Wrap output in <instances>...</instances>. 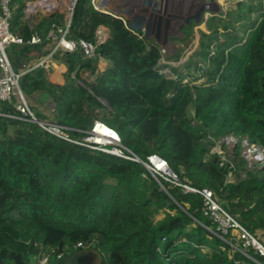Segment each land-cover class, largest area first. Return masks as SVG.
<instances>
[{"label":"trees","instance_id":"16d2710c","mask_svg":"<svg viewBox=\"0 0 264 264\" xmlns=\"http://www.w3.org/2000/svg\"><path fill=\"white\" fill-rule=\"evenodd\" d=\"M25 2H12L20 7L11 31L23 39L8 49L16 64L41 50L28 43ZM236 6L207 20L209 32L185 72L171 78L162 72L158 44L91 0H77L70 37L97 44L96 56L60 51L54 60L69 65L63 85L37 67L22 75L20 87L36 117L68 127L73 140L85 142L100 121L117 132L125 155L148 161L158 154L183 184L213 190L264 243V165L242 155L244 139L264 149V0ZM49 21L42 20V35ZM101 26L110 35L100 43ZM101 59L109 61L104 70ZM56 70L65 74L67 64ZM48 103L50 118L41 110ZM0 113V264H40L79 249H94L105 264L252 262L242 242L219 236L200 194L158 181L141 162L9 117L18 115L13 103L0 102ZM228 136L237 138L230 157L213 150L226 148L221 141ZM245 250L264 264L253 248Z\"/></svg>","mask_w":264,"mask_h":264},{"label":"built area","instance_id":"2783aa9c","mask_svg":"<svg viewBox=\"0 0 264 264\" xmlns=\"http://www.w3.org/2000/svg\"><path fill=\"white\" fill-rule=\"evenodd\" d=\"M91 1L97 10L109 11L107 6H103L102 0ZM12 2L13 0H0V102L13 103L18 111V115L7 116L36 122L47 131L65 140L141 162L158 181L161 179L174 185L182 186L185 191L200 194L203 198L202 210L217 225L219 236L225 239V236L231 234L232 240H235L237 238L234 237V231H236L238 235L237 241L242 242L244 248L240 249V251L253 263L262 264L257 258L249 254L245 248H253L255 254L264 257V243L221 206L213 190L209 188L199 189L183 184L178 174L170 167L168 161L158 154H153L148 157V161H144L134 153H131L132 156L125 155L123 151L125 147L121 144L119 135L114 141L98 142L96 138L97 134L90 132V137L85 142H81L70 138L67 131L68 127L51 121H38L39 119L31 108L29 100L21 90L20 78L22 75L37 67H44L48 71V78V75L51 72H56L58 65L63 62L54 60L58 52L81 53V49H83L86 57L93 58L97 54V44L70 37L71 18L77 0H26L21 12L23 22L33 32L28 43L40 45L41 50L37 51V54H39L37 57L28 62H23L22 66L16 70L8 49L12 44H22L23 39L11 31V20L13 17ZM44 18H48L50 21L47 32L45 35H42L39 30ZM98 32L97 30L99 42H104L105 40L101 38ZM99 124H102V122L95 121L92 130L94 131ZM233 138L237 142V138L234 136ZM244 141H242L243 148L245 147L247 151H253L252 159L254 160L245 158L249 162L256 159L261 163L264 156H260L259 152L261 150L264 152V149L261 146L249 143L247 139L245 143ZM163 189H165L164 186ZM48 262L49 256H46L42 258L40 264H48ZM252 262L243 261L241 264H253Z\"/></svg>","mask_w":264,"mask_h":264},{"label":"rangeland","instance_id":"374dc122","mask_svg":"<svg viewBox=\"0 0 264 264\" xmlns=\"http://www.w3.org/2000/svg\"><path fill=\"white\" fill-rule=\"evenodd\" d=\"M121 1H124V5H128L132 1L137 0ZM141 2L144 3L145 0H142ZM237 2H239V0H163L167 12L166 14H161L163 20L160 23L159 21L156 23L157 26L155 27V31L149 36L150 41L153 40V42L158 44L161 48L162 59L160 63L162 66V72L166 73V75L171 78L177 77L178 72H185V63L188 62L194 52L199 49L202 32H209L207 20L213 15H220L222 17L225 16L226 12H236ZM15 6L13 12H18L20 6ZM252 15L254 16L255 13ZM186 34H188V37H186ZM10 48L11 47H9V49ZM12 63L14 68L18 69L14 60H12ZM187 80L188 78L185 81ZM204 80L205 78H202L198 83H201ZM43 108L47 110V108L52 109L53 106L48 103L43 106ZM244 140L246 141V139ZM221 142L225 143L226 148L222 149L215 147L213 150L226 154V157H230L233 153L232 148L236 140H234L233 136H228ZM259 154L260 156H264L263 150H261ZM242 155L248 160H254L252 159L253 151H247L245 147L242 149ZM255 161L260 163V161L256 159ZM260 164H262L261 166L264 165V158L261 160ZM163 217L164 213H161L158 215L157 219ZM234 234V237L238 239L236 231H234ZM237 239H235V241H237ZM102 261L103 260L100 258V264H103Z\"/></svg>","mask_w":264,"mask_h":264},{"label":"water","instance_id":"95a60500","mask_svg":"<svg viewBox=\"0 0 264 264\" xmlns=\"http://www.w3.org/2000/svg\"><path fill=\"white\" fill-rule=\"evenodd\" d=\"M141 1L142 0L132 1L130 4L124 5V1L119 0L110 6L108 0H102V4L103 6H107L111 13L124 18L129 28L135 32H145L146 40L150 41L149 36L155 31V27L157 26L156 23L158 21L160 23L163 20L161 14H166L167 11L163 0L162 2L161 0H145L144 3ZM81 54L85 56V51L83 49H81ZM91 132L94 131L92 130ZM94 259V254L79 251L60 258H58L56 254H52L48 264H94ZM102 263L104 264V261H102Z\"/></svg>","mask_w":264,"mask_h":264},{"label":"crops","instance_id":"0c3cea01","mask_svg":"<svg viewBox=\"0 0 264 264\" xmlns=\"http://www.w3.org/2000/svg\"><path fill=\"white\" fill-rule=\"evenodd\" d=\"M111 1H112V2H111ZM116 1H118V0H110V1H109L110 6H112L113 4H115ZM191 29H192V28H191ZM98 31H99V32H98L99 35H101V38L104 39V40H106V39L109 37V35H110V30H109L107 27H105V26H101V27H99ZM143 34H144V36H145V38H146V33L143 32ZM152 41H153V40H152ZM38 55H39V54H37V52H34V53H33V56H34L33 58L37 57ZM33 58H32V59H33ZM32 59H31V60H32ZM23 62H25V61H22V62H18V63H17L18 69L22 66ZM62 63H66V64H67V67H68V70H67V72H66L65 74L60 75L59 72L56 70V72H51V73L48 75V80H49L50 82L54 83V84H57V85H63V84L65 83L66 76L68 75V71H69V65H68V63L65 62V61H63ZM62 63H60V64H62ZM60 64H59V65H60ZM108 65H109V61H107V60H105V59H101V60H100L99 67H100L101 70H104ZM18 69H16V70H18ZM85 76H86V77H89V79H91V80L94 79V77L91 76V74H90L88 71H85ZM41 110H42V112L45 113L47 116H48V115H49V116L52 115V114L50 113V111L46 110V109L43 108V107H41Z\"/></svg>","mask_w":264,"mask_h":264},{"label":"bare ground","instance_id":"6f19581e","mask_svg":"<svg viewBox=\"0 0 264 264\" xmlns=\"http://www.w3.org/2000/svg\"><path fill=\"white\" fill-rule=\"evenodd\" d=\"M109 1L110 0H108V4H109ZM94 132L97 134L96 138L98 142H110L118 138L117 132L103 123L99 124L95 128Z\"/></svg>","mask_w":264,"mask_h":264},{"label":"flooded vegetation","instance_id":"af4514ba","mask_svg":"<svg viewBox=\"0 0 264 264\" xmlns=\"http://www.w3.org/2000/svg\"><path fill=\"white\" fill-rule=\"evenodd\" d=\"M85 252V253H92L95 255V264H100V258L99 256L95 253L94 249H79L77 252Z\"/></svg>","mask_w":264,"mask_h":264}]
</instances>
